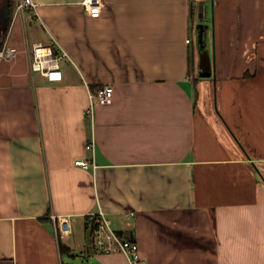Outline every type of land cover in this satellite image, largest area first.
<instances>
[{
    "label": "crops",
    "instance_id": "1",
    "mask_svg": "<svg viewBox=\"0 0 264 264\" xmlns=\"http://www.w3.org/2000/svg\"><path fill=\"white\" fill-rule=\"evenodd\" d=\"M32 1L1 45L0 264H129L96 252L97 212L140 264H264V0H104L97 18ZM33 44L58 48L61 81L31 71Z\"/></svg>",
    "mask_w": 264,
    "mask_h": 264
},
{
    "label": "built area",
    "instance_id": "2",
    "mask_svg": "<svg viewBox=\"0 0 264 264\" xmlns=\"http://www.w3.org/2000/svg\"><path fill=\"white\" fill-rule=\"evenodd\" d=\"M17 10L24 11L25 9H35L36 4L32 0H16ZM104 0H82L81 6L86 14L92 18L100 16L101 9L103 7ZM190 39H186V43H189ZM61 55L65 56V53L61 50ZM12 57V51L6 46L0 48V60L8 59ZM30 69L32 72L43 75L46 82L56 83L62 80V72L59 66V54L58 48L53 46H46L42 44H33L30 49ZM113 89L109 86H100L94 92L89 93L90 103L87 106L84 114L92 117L93 107L96 104L106 103L110 101ZM93 142L87 143L86 150L92 149ZM75 164L88 169L91 166V162L83 160H76ZM134 212L129 213L132 217ZM92 225V242H94V248L96 252L100 254L119 253L122 252L128 256L129 264H140L142 259L139 255L138 243L136 240L124 239L119 233H117L113 227H111V221L105 215V213L97 212L96 214L89 215V219ZM66 220L59 221L57 229L60 236L69 232V228L65 225Z\"/></svg>",
    "mask_w": 264,
    "mask_h": 264
},
{
    "label": "water",
    "instance_id": "3",
    "mask_svg": "<svg viewBox=\"0 0 264 264\" xmlns=\"http://www.w3.org/2000/svg\"><path fill=\"white\" fill-rule=\"evenodd\" d=\"M3 2V7L0 8V47H1V44L3 42V39L7 33V27H8V23H9V20H10V16H9V13H10V8H9V0H2ZM202 16H203V13L202 12H199L198 13V17L200 19H202ZM209 29V26L208 25H203V24H199L198 27H197V36H196V39H197V47H198V51L200 53V57H201V62L199 64V67L202 66L203 67V64H202V56L203 54L205 55V64L206 66H204V68L209 71L207 73H200V76H210V69L213 65V63L210 65V62H209V52H208V49H207V38H206V34H207V30ZM213 61V60H212Z\"/></svg>",
    "mask_w": 264,
    "mask_h": 264
},
{
    "label": "rangeland",
    "instance_id": "4",
    "mask_svg": "<svg viewBox=\"0 0 264 264\" xmlns=\"http://www.w3.org/2000/svg\"><path fill=\"white\" fill-rule=\"evenodd\" d=\"M1 2V1H0ZM16 0H12V8L14 9L15 8V4H16ZM197 18L195 17V13L193 14V19H192V22L193 21H196ZM206 25V24H205ZM197 36V35H195ZM209 37L210 38V45H212V42H213V38H212V33L209 32V29L207 30V34H206V38ZM196 39V38H195ZM196 44H197V39H196ZM207 46H209V41H207ZM209 52V50H208ZM210 53V52H209Z\"/></svg>",
    "mask_w": 264,
    "mask_h": 264
},
{
    "label": "trees",
    "instance_id": "5",
    "mask_svg": "<svg viewBox=\"0 0 264 264\" xmlns=\"http://www.w3.org/2000/svg\"><path fill=\"white\" fill-rule=\"evenodd\" d=\"M9 2H10V13H11L12 12V0H10ZM205 62H206L205 55L203 54V56H202L203 67L206 66ZM209 62H210V65H211L212 64V53L211 54L209 53Z\"/></svg>",
    "mask_w": 264,
    "mask_h": 264
},
{
    "label": "flooded vegetation",
    "instance_id": "6",
    "mask_svg": "<svg viewBox=\"0 0 264 264\" xmlns=\"http://www.w3.org/2000/svg\"><path fill=\"white\" fill-rule=\"evenodd\" d=\"M1 2H0V8H2L3 7V2H2V0H0ZM1 11V10H0Z\"/></svg>",
    "mask_w": 264,
    "mask_h": 264
}]
</instances>
